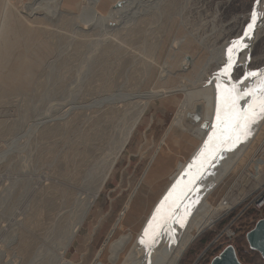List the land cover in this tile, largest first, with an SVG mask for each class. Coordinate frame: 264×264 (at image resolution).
Masks as SVG:
<instances>
[{
  "label": "rangeland",
  "instance_id": "rangeland-1",
  "mask_svg": "<svg viewBox=\"0 0 264 264\" xmlns=\"http://www.w3.org/2000/svg\"><path fill=\"white\" fill-rule=\"evenodd\" d=\"M61 1L62 15L48 19L29 15V0H0V43L19 38L0 62V264H95L106 246L101 262L113 264L138 234L139 241L207 139L223 45L243 35L261 4L100 0L103 14L121 10L104 25L83 26L75 15L84 0ZM249 57L233 79L264 69V29ZM14 65L20 70L11 77ZM197 112L207 118L205 131ZM259 134L197 225L229 189L227 199L238 200L188 244L178 264H209L229 244L243 264H264L245 239L260 217L253 199L264 188V151L256 150L264 125ZM215 169L206 166L200 181L206 173L211 181ZM118 220L113 238L122 232L123 239L114 246L107 240Z\"/></svg>",
  "mask_w": 264,
  "mask_h": 264
},
{
  "label": "bare ground",
  "instance_id": "bare-ground-1",
  "mask_svg": "<svg viewBox=\"0 0 264 264\" xmlns=\"http://www.w3.org/2000/svg\"><path fill=\"white\" fill-rule=\"evenodd\" d=\"M99 1L100 0H84V4L81 6L79 12L75 15V19L78 20V22L83 26L91 25V24L104 25L105 22L109 18L111 17L115 18L117 16V12L121 10L120 8L113 9V10L111 9L109 13L103 14L97 9V5ZM125 1L128 2V0H125ZM61 2H62L61 0H29V2L26 3V5L23 8L28 10L29 15L41 13L46 18L49 19V17H54L56 15H60V16L62 15L61 10H60ZM263 5H264V0H262L261 4L259 5L260 11L258 10V13L262 15L256 22L255 29L251 33V38L245 41V43L248 44V47L246 49H243L239 53L240 56H239L238 64L244 65L247 63L251 47L254 41L257 40V38L260 36V34L262 33L264 29V7ZM13 29L16 31L15 24L13 26H10V31ZM19 37H20V34H19ZM21 38L24 41H29L31 39V35H26L25 37L24 35H22ZM2 40H4V42L1 41L2 43H0L3 48V50H0V62L4 61L6 59L5 56L7 57V55L10 54L11 48L19 42V38L17 37L16 42L14 41L15 39L12 41H9V39L6 36L3 37ZM229 44L230 43L223 45V48L225 49L224 52L226 51V48ZM18 61L22 62L21 59H18ZM220 67L218 66L217 69H219ZM19 70H20V67L19 66L16 67L14 65L13 67H11V70H10L11 73L8 75L11 77H14ZM248 83H249L248 81L245 82V84H248ZM4 87L6 86H2V88ZM1 93L6 94L7 93L6 89L5 88L2 89ZM198 113L199 112H197V116L199 117ZM206 119L207 118L203 119L199 117L197 119V122H198L197 127L201 131L202 130L205 131V129L210 128V131H209L210 133L211 125L214 119L210 118V120L207 121L205 124L207 125V127L205 129H202V126L204 125ZM263 125H264V120H261L257 125H254L253 135L250 136L246 141L241 142L236 148L232 150L223 151L216 159L211 160L206 165V166L211 165V168L212 167L217 168L215 169L216 176L211 181H208L206 179L207 178V173H206L205 177L203 178V181L204 180H207V181L205 182V185L201 187L203 181H200V180L202 179L203 177L202 176L199 180L197 192L201 190L200 187L202 188V190L197 193V200L195 201L191 199L192 201L189 200L185 202L182 207H180L179 213H177V215H182L184 213L185 206L187 207V210H188V215L186 216L184 220L183 226H181L178 223L170 222L171 226L169 228L163 229L160 232L159 236L157 237L156 241L152 243L150 247L145 244H141L140 239L139 241L137 240V238H139L138 237L139 234H138L137 236H135L137 237L136 239H133L129 244L126 245L124 252L122 253V256L120 255V257H122L121 260H119L120 259L119 257V258L112 260L111 263L113 264H178V261L180 260L181 256L184 254V250L187 248L188 244L192 242L202 231H204V229L211 227L214 224V222H216V220L238 200L236 199V197H233L231 200L227 199L226 196H228V193L230 190L229 189L227 192L224 193V195H222V197L216 203L210 204V211L208 212V214L203 216V219L200 221V223L198 222L199 224L197 225V218L199 216V213L203 210L204 206L208 204V201L211 200L213 195L216 193L218 194V192L221 189L220 188L221 184L225 181V179L228 177L231 171L235 168L236 164L240 161L243 155L247 153V151L249 150L253 142L257 140L258 136L260 135L259 133L263 128ZM263 142H264V139L262 140L261 144L258 145L256 149L257 151L259 150L264 151V144L262 146ZM250 164L251 162L249 163V165ZM203 197H206L207 200L206 201L201 200V202L199 203L198 201H200V199ZM193 201L197 202L198 205L193 207L194 206ZM149 210H150V207L148 206L146 213H148ZM126 216L127 214L124 213L121 220ZM121 220H118L114 224L112 232L107 240V243L112 242L113 245L115 246V245H118V243L122 242V239H123L122 232L116 238H113L114 234L117 231H121V228H120ZM142 233L140 234V238H141ZM109 248H111V246L109 247L106 246L105 248L102 249V251L98 255L97 262L95 264H103V262H101V257L103 256L105 251H107V249ZM5 264H15V261L14 259H11L9 261H6ZM62 264H69V263L64 260L62 261Z\"/></svg>",
  "mask_w": 264,
  "mask_h": 264
},
{
  "label": "snow or ice",
  "instance_id": "snow-or-ice-1",
  "mask_svg": "<svg viewBox=\"0 0 264 264\" xmlns=\"http://www.w3.org/2000/svg\"><path fill=\"white\" fill-rule=\"evenodd\" d=\"M261 2L256 0L257 4ZM261 15L253 8L251 20L243 35L227 46L225 62L214 74L216 109L211 132L193 161L155 208L141 235V244L150 247L160 232L171 226L170 222L183 226L188 215L187 207L182 215L177 213L188 193L196 189L205 166L223 151L232 150L246 141L253 135L254 125L264 120V69L244 71L238 79H233L234 69L240 66L239 53L248 47L245 41L251 38ZM246 81L249 83L245 84ZM208 83L212 84L213 81L209 80Z\"/></svg>",
  "mask_w": 264,
  "mask_h": 264
},
{
  "label": "water",
  "instance_id": "water-1",
  "mask_svg": "<svg viewBox=\"0 0 264 264\" xmlns=\"http://www.w3.org/2000/svg\"><path fill=\"white\" fill-rule=\"evenodd\" d=\"M199 184V183H198ZM198 186V185H196ZM198 187H196L197 189ZM248 247L256 251L264 260V218L258 219L253 227L245 234ZM116 251V250H115ZM209 264H243L237 257L233 245H226L217 255H215Z\"/></svg>",
  "mask_w": 264,
  "mask_h": 264
},
{
  "label": "built area",
  "instance_id": "built-area-1",
  "mask_svg": "<svg viewBox=\"0 0 264 264\" xmlns=\"http://www.w3.org/2000/svg\"><path fill=\"white\" fill-rule=\"evenodd\" d=\"M261 186H264V184ZM253 200V206L256 208V212L258 214L260 213V217H258V219L264 218V188L260 190Z\"/></svg>",
  "mask_w": 264,
  "mask_h": 264
},
{
  "label": "trees",
  "instance_id": "trees-1",
  "mask_svg": "<svg viewBox=\"0 0 264 264\" xmlns=\"http://www.w3.org/2000/svg\"><path fill=\"white\" fill-rule=\"evenodd\" d=\"M249 248V247H248ZM250 249V248H249ZM251 250V249H250ZM251 251H253V250H251ZM238 257V256H237ZM239 259V258H238ZM240 260V259H239Z\"/></svg>",
  "mask_w": 264,
  "mask_h": 264
},
{
  "label": "crops",
  "instance_id": "crops-1",
  "mask_svg": "<svg viewBox=\"0 0 264 264\" xmlns=\"http://www.w3.org/2000/svg\"><path fill=\"white\" fill-rule=\"evenodd\" d=\"M94 240V239H93ZM77 244H80V242L79 243H77Z\"/></svg>",
  "mask_w": 264,
  "mask_h": 264
}]
</instances>
